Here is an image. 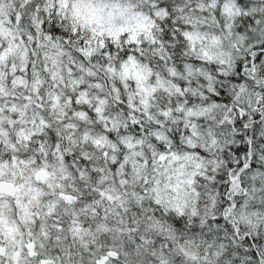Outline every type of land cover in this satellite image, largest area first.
I'll return each mask as SVG.
<instances>
[{"label": "snow or ice", "instance_id": "obj_1", "mask_svg": "<svg viewBox=\"0 0 264 264\" xmlns=\"http://www.w3.org/2000/svg\"><path fill=\"white\" fill-rule=\"evenodd\" d=\"M0 264H264V0H0Z\"/></svg>", "mask_w": 264, "mask_h": 264}]
</instances>
